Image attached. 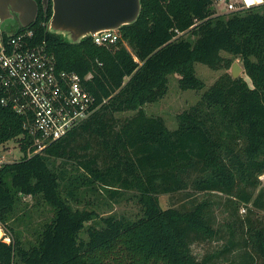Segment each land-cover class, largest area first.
I'll list each match as a JSON object with an SVG mask.
<instances>
[{
  "label": "trees",
  "instance_id": "obj_1",
  "mask_svg": "<svg viewBox=\"0 0 264 264\" xmlns=\"http://www.w3.org/2000/svg\"><path fill=\"white\" fill-rule=\"evenodd\" d=\"M36 1L29 28L58 69L80 75L97 109L27 157L24 118L1 104L0 89V146L13 140L22 152L0 164V225L13 234L0 240V264H264V5L217 14L211 0H142L137 21L108 48L48 32L52 2ZM222 52L242 59L249 81L224 74L205 89L195 64L217 69ZM172 73L184 90L205 89L175 129L144 109L165 96ZM93 194L134 199L140 212L100 216ZM22 195L53 213L35 241L19 228L31 225ZM162 196L172 205L162 207ZM217 211L226 215L220 225ZM223 240L215 251H193Z\"/></svg>",
  "mask_w": 264,
  "mask_h": 264
},
{
  "label": "built area",
  "instance_id": "obj_2",
  "mask_svg": "<svg viewBox=\"0 0 264 264\" xmlns=\"http://www.w3.org/2000/svg\"><path fill=\"white\" fill-rule=\"evenodd\" d=\"M211 1L212 8L215 6L217 10L218 3ZM226 1L229 12L264 5V0ZM6 35L7 39L0 42V89L4 94L1 104L10 106L24 118V127L31 141L27 157H31L65 137L88 119L97 107L80 75L58 69L54 54L45 43L37 42L33 29ZM92 38L99 46L113 48L117 47L121 34L110 30ZM91 76L88 74L86 79ZM260 179L264 185V174ZM245 211L243 207L241 212Z\"/></svg>",
  "mask_w": 264,
  "mask_h": 264
},
{
  "label": "rangeland",
  "instance_id": "obj_3",
  "mask_svg": "<svg viewBox=\"0 0 264 264\" xmlns=\"http://www.w3.org/2000/svg\"><path fill=\"white\" fill-rule=\"evenodd\" d=\"M216 2L218 3V9L215 10V6H213V9L215 10V12H217V14L229 12L226 6V0H216ZM125 45L130 51H132L130 46H128L127 44ZM222 56L224 57V62L222 66L217 69H212L207 65L199 62L195 64L196 74L205 83V89L209 88L213 83H215L216 80H218L224 74H229L230 76H232V66L234 65V63H237L241 68L240 77L249 81V78L245 73L241 58L234 57L227 52H222ZM226 61H230L229 66L226 65ZM168 78V90L165 96L156 102L145 104L144 109L146 110L148 115L162 117L165 120L166 125L169 129H175L178 125L177 116L184 110L188 109L190 106L195 104L200 98L201 93L205 89L202 91L193 89H182L179 85L180 76L177 73L170 74ZM128 114L129 113H125L122 115V117ZM21 156L22 152L20 151L19 143L16 141L12 140L3 146H0V160H2L4 163L19 160ZM0 164L3 163L0 162ZM70 168L71 167L69 166V169ZM87 198L90 201H93V204H90V207H94L100 216L116 214L118 216L134 218L140 212V205L134 199L122 198L119 203H113L106 195H103V197L100 198L96 197L93 194L88 196ZM21 202L22 205L20 208V212L24 213L27 220L30 218L31 221V225L28 229H24L25 225L22 224L24 221L20 222L19 228L23 231L22 237L26 242L35 241L37 231L38 229H40L41 224L44 220L50 218L53 213L50 207L45 202L41 201L39 198H35L33 196L28 195H22ZM160 202L162 207L164 208L172 205V201L169 199L168 196L160 197ZM176 203H178V201H176ZM216 214L217 225H220L225 220L226 215L220 211H217ZM0 226L2 227V231H0V240L6 243H10L13 239V234L9 229H4L2 225ZM223 242L224 240L212 241L210 243L204 244L203 246L196 245L193 247V251L197 255H201L205 252H212L217 249H220ZM228 258L232 259L233 257ZM222 262H225V260Z\"/></svg>",
  "mask_w": 264,
  "mask_h": 264
},
{
  "label": "water",
  "instance_id": "obj_4",
  "mask_svg": "<svg viewBox=\"0 0 264 264\" xmlns=\"http://www.w3.org/2000/svg\"><path fill=\"white\" fill-rule=\"evenodd\" d=\"M52 2V15L45 23L46 30L61 35L69 43L78 44L83 39L103 31H120L125 25L137 21L142 10V0H42L44 8ZM39 4L36 0H0V42L7 27L29 28L37 19ZM13 29V30H14ZM241 68L232 66L233 78L240 77Z\"/></svg>",
  "mask_w": 264,
  "mask_h": 264
},
{
  "label": "flooded vegetation",
  "instance_id": "obj_5",
  "mask_svg": "<svg viewBox=\"0 0 264 264\" xmlns=\"http://www.w3.org/2000/svg\"><path fill=\"white\" fill-rule=\"evenodd\" d=\"M18 26H19V22H18V20H16L14 26L7 27V29H6L7 33H14V30L13 29L16 28V27H18Z\"/></svg>",
  "mask_w": 264,
  "mask_h": 264
},
{
  "label": "bare ground",
  "instance_id": "obj_6",
  "mask_svg": "<svg viewBox=\"0 0 264 264\" xmlns=\"http://www.w3.org/2000/svg\"><path fill=\"white\" fill-rule=\"evenodd\" d=\"M0 231H2L1 228H0Z\"/></svg>",
  "mask_w": 264,
  "mask_h": 264
}]
</instances>
